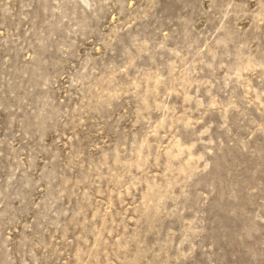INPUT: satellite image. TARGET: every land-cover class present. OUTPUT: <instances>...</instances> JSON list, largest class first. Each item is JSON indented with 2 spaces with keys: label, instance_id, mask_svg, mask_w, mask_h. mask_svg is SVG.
I'll return each instance as SVG.
<instances>
[{
  "label": "rangeland",
  "instance_id": "rangeland-1",
  "mask_svg": "<svg viewBox=\"0 0 264 264\" xmlns=\"http://www.w3.org/2000/svg\"><path fill=\"white\" fill-rule=\"evenodd\" d=\"M0 264H264V0H0Z\"/></svg>",
  "mask_w": 264,
  "mask_h": 264
}]
</instances>
